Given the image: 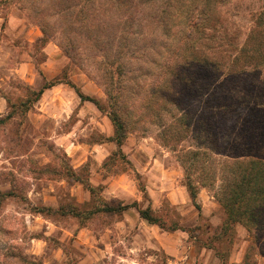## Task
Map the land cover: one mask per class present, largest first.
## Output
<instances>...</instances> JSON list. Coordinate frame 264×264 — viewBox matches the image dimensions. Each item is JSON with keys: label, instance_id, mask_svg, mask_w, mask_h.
<instances>
[{"label": "rangeland", "instance_id": "rangeland-1", "mask_svg": "<svg viewBox=\"0 0 264 264\" xmlns=\"http://www.w3.org/2000/svg\"><path fill=\"white\" fill-rule=\"evenodd\" d=\"M164 6L115 10L107 0H0V194H8L0 195V250L14 247L25 258L19 264H78L83 259L89 264H264V234L240 223L225 225L217 199L223 183L219 177L208 181V162L203 165L211 157L218 171L219 161L229 155L264 160V106H257L264 104V64L224 80L213 92L207 89L209 75H202L195 88L178 91V109L165 103L161 90L147 104L146 92L157 83L155 67L133 65L131 91L123 94L117 111L126 139L121 148L111 141L114 100L104 89L99 59L83 58L86 31L143 30L147 37L139 46L150 43L158 50L167 43L159 16L179 8L175 2ZM216 11L219 30L242 44L264 13V0H231ZM131 13L144 21L127 22ZM66 80L100 108L82 101ZM55 81L63 83L37 100L40 90ZM243 101L256 108L241 106L231 113L229 107ZM211 102L230 111L211 122L215 150L205 139ZM194 123L199 125L188 126ZM197 150L206 156L193 165L189 157ZM188 180L196 189V203L188 194ZM133 202L143 208L151 204L167 226L176 223L182 230L148 226L135 208L87 221L40 212L62 206L71 214L90 211L97 203Z\"/></svg>", "mask_w": 264, "mask_h": 264}, {"label": "trees", "instance_id": "trees-1", "mask_svg": "<svg viewBox=\"0 0 264 264\" xmlns=\"http://www.w3.org/2000/svg\"><path fill=\"white\" fill-rule=\"evenodd\" d=\"M107 1L115 7V10L119 6L122 7V5H125V7L140 6L147 8L161 4H165L164 7H166L174 2L179 5V8L175 9L174 7L175 11L173 14L166 17L159 16L158 23H161L163 27L161 35H164L167 40L165 46L162 42L160 44L162 52L159 51L160 47L157 50V47L152 46L150 43L139 46L138 42L145 40L147 37V34L143 30L131 31L130 28L123 32H113L107 28L100 27L96 31H86V41L88 44L84 49L86 53L83 52V58L84 60L90 57L92 59H99L97 64L98 72L100 73L104 89L110 100H114V105H112L113 111L110 113L112 123L114 124V134L111 137V141L117 144L118 148H121L126 139V128L117 111L119 110V103L123 94L131 91L128 82L132 80L133 65L146 62L155 67V74L152 75H155L157 83L151 85V88L146 92L149 93V98L146 100L150 99L147 104H150L155 95L161 90L165 92L164 95H161L162 99H166L165 103L178 109L179 104L175 101L178 91L195 88L198 79H201L202 75H209L208 78L211 83H209L207 89H211L213 92L226 80L256 71L258 67L264 64V13L255 18L254 26L250 28L244 42L239 44L237 37L230 36L225 31L223 33L217 27L219 20L216 16V12L218 11H216V8L219 5L231 2V0ZM59 5H61V1H59ZM127 9L128 7H126ZM164 9L163 12H166ZM44 10H47V6H44ZM154 19L156 20V16ZM126 21L140 23L144 21V18L131 13ZM260 27L262 31H259ZM43 33L47 36L48 32L45 25H43ZM89 52H92V56H90ZM153 54H156L155 59L153 58ZM71 59L75 61L73 56H71ZM80 59L82 60V55ZM146 72L143 74L146 75ZM224 77L225 79H223ZM160 80H164V82L160 84ZM62 83L61 81L47 83L37 94V100H40L46 90ZM65 84L74 88L82 101L94 102L100 108L98 102L80 93L72 80H66ZM136 86L141 90L142 87H140L139 83ZM211 90L210 95L212 94ZM210 105H212V102ZM231 106L229 110L232 113L236 111L235 108L237 110L242 108L241 106L256 108V103L243 101ZM257 106L263 107L264 104ZM147 107V105L143 106V108ZM227 107L224 104H216L213 107H209V111L212 113H210L208 122L206 123L205 139H209V143L212 145L211 150H215L216 148L214 147L217 145L213 141L212 134L214 127L211 122L216 120V116L220 115L223 117L224 113L230 112ZM199 119L201 120L202 118ZM196 124L197 126L199 125L198 123H194V126L192 124L188 126L194 128ZM169 139L171 140L172 138ZM218 154L222 155L219 152ZM200 156H206V154H202L198 150L191 153V157L189 158L193 161V165L199 163L200 160L198 159ZM225 157L219 161L218 171L211 157L210 159L205 157V161H203V165L205 162H208V166L205 168H209L208 170H210L207 172L208 181L213 182L216 177H219L223 183L217 194V199L226 214L225 225L240 223L248 228L255 227L257 234H264V160L230 155ZM186 188L190 198L196 203L197 192L190 180H188ZM89 191L91 194L94 193L92 187L89 188ZM7 195L4 194L3 196L6 197ZM98 204L93 206L90 211L84 212L77 209L76 212H72L71 214L62 206L57 209L44 207L40 212L51 217L68 215L77 220L87 221L96 215L123 214L130 208H135L140 217L151 225H157L167 231L182 230L181 226L176 223L167 226L160 217L155 215L151 204H148L145 208L141 207L139 202L119 204L118 206L109 203ZM14 249L13 247L12 250H0V264H19V262L25 261L24 256H20ZM18 259L20 261L15 262Z\"/></svg>", "mask_w": 264, "mask_h": 264}, {"label": "crops", "instance_id": "crops-1", "mask_svg": "<svg viewBox=\"0 0 264 264\" xmlns=\"http://www.w3.org/2000/svg\"><path fill=\"white\" fill-rule=\"evenodd\" d=\"M130 209H132V208H130ZM129 209V210H130ZM129 210H127V211H129ZM137 210V209H136ZM126 211V212H127ZM138 212V211H137ZM125 213V212H124ZM139 214V213H138ZM139 217H140V215H139ZM141 218V217H140ZM142 219V218H141ZM142 222L144 223V224H146V225H148V226H157V225H151V224H149L148 222H146L145 220H143L142 219ZM78 264H89L88 263V261L86 260V259H83V260H81Z\"/></svg>", "mask_w": 264, "mask_h": 264}]
</instances>
